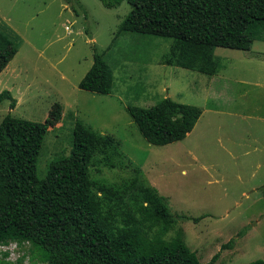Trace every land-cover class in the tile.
<instances>
[{
    "label": "rangeland",
    "instance_id": "374dc122",
    "mask_svg": "<svg viewBox=\"0 0 264 264\" xmlns=\"http://www.w3.org/2000/svg\"><path fill=\"white\" fill-rule=\"evenodd\" d=\"M130 10L126 0L114 8L100 0H0V25L17 36V51L0 72V92L10 91L15 105L0 102V121L10 114L45 122L59 103L61 117L48 127L37 159L40 179L70 154L79 120L112 135L124 158L120 167L96 163L92 177L119 182L140 170L180 217L167 239L181 231L205 263L264 259V40L249 50L215 47L217 72L209 76L161 63L170 39L117 34ZM95 52L113 70L109 94L78 86ZM163 97L199 106L202 114L184 139L158 146L140 135L125 108ZM27 246L11 242L1 250L15 261Z\"/></svg>",
    "mask_w": 264,
    "mask_h": 264
},
{
    "label": "trees",
    "instance_id": "16d2710c",
    "mask_svg": "<svg viewBox=\"0 0 264 264\" xmlns=\"http://www.w3.org/2000/svg\"><path fill=\"white\" fill-rule=\"evenodd\" d=\"M100 1L114 8L124 0ZM126 1L131 10L117 34L170 39L169 53L159 58L163 64L210 76L217 72L215 47L249 50L254 40H264V0ZM16 51L17 36L1 24L0 72ZM101 57L94 53L80 89L112 91L113 70ZM5 100L14 107L8 90L0 92V102ZM125 109L140 135L158 146L184 139L202 114L199 106L170 97L149 107ZM61 112L55 103L45 122L10 114L0 121V246L28 245L15 261L7 260L8 252L0 249V264H25L26 257L27 264H210L199 260L181 231L166 238L180 217L168 211L165 198L140 178V170L119 182L92 177L90 168L96 163L110 168L124 164L112 135L77 120L70 154L51 162L44 179L37 176L46 131ZM245 264H264V259Z\"/></svg>",
    "mask_w": 264,
    "mask_h": 264
},
{
    "label": "built area",
    "instance_id": "2783aa9c",
    "mask_svg": "<svg viewBox=\"0 0 264 264\" xmlns=\"http://www.w3.org/2000/svg\"><path fill=\"white\" fill-rule=\"evenodd\" d=\"M2 247H4V246H0V249H2Z\"/></svg>",
    "mask_w": 264,
    "mask_h": 264
}]
</instances>
